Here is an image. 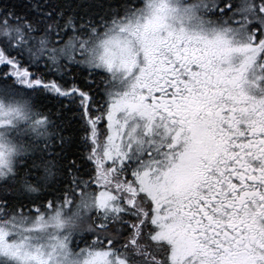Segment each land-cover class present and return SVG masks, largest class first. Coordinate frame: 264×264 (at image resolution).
<instances>
[{
  "label": "snow or ice",
  "instance_id": "snow-or-ice-1",
  "mask_svg": "<svg viewBox=\"0 0 264 264\" xmlns=\"http://www.w3.org/2000/svg\"><path fill=\"white\" fill-rule=\"evenodd\" d=\"M0 264H264V0H0Z\"/></svg>",
  "mask_w": 264,
  "mask_h": 264
}]
</instances>
